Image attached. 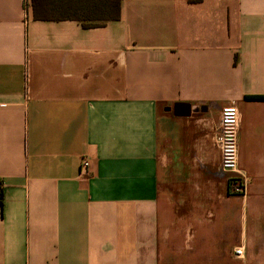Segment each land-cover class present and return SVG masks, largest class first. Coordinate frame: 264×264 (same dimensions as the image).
<instances>
[{
	"label": "crops",
	"instance_id": "1",
	"mask_svg": "<svg viewBox=\"0 0 264 264\" xmlns=\"http://www.w3.org/2000/svg\"><path fill=\"white\" fill-rule=\"evenodd\" d=\"M0 181V264H264V0H123L93 27L0 0Z\"/></svg>",
	"mask_w": 264,
	"mask_h": 264
},
{
	"label": "trees",
	"instance_id": "2",
	"mask_svg": "<svg viewBox=\"0 0 264 264\" xmlns=\"http://www.w3.org/2000/svg\"><path fill=\"white\" fill-rule=\"evenodd\" d=\"M122 4L123 0H32L34 19H76L85 27L120 19ZM0 203L3 205V188Z\"/></svg>",
	"mask_w": 264,
	"mask_h": 264
},
{
	"label": "built area",
	"instance_id": "3",
	"mask_svg": "<svg viewBox=\"0 0 264 264\" xmlns=\"http://www.w3.org/2000/svg\"><path fill=\"white\" fill-rule=\"evenodd\" d=\"M240 125V110L236 105H226L221 110V120L216 134V142L221 152V167L228 174L231 192L244 195L247 191L249 177L239 165L238 131ZM90 161L82 160L81 170L88 174ZM3 184L0 181V191ZM236 254L242 256L244 248L236 249Z\"/></svg>",
	"mask_w": 264,
	"mask_h": 264
},
{
	"label": "water",
	"instance_id": "4",
	"mask_svg": "<svg viewBox=\"0 0 264 264\" xmlns=\"http://www.w3.org/2000/svg\"><path fill=\"white\" fill-rule=\"evenodd\" d=\"M188 107H189V114L191 113L192 110H196L197 109L196 107H192L190 105H188Z\"/></svg>",
	"mask_w": 264,
	"mask_h": 264
}]
</instances>
